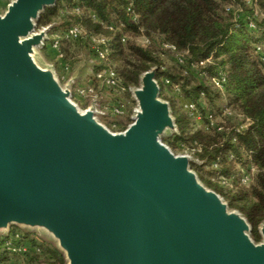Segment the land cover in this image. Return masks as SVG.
<instances>
[{
    "label": "water",
    "instance_id": "1",
    "mask_svg": "<svg viewBox=\"0 0 264 264\" xmlns=\"http://www.w3.org/2000/svg\"><path fill=\"white\" fill-rule=\"evenodd\" d=\"M56 1L11 0L0 13V230L43 228L64 264H264V219L257 242L198 179L197 160L162 142L177 125L156 66L131 90L132 121L112 132L38 64L50 25L36 22Z\"/></svg>",
    "mask_w": 264,
    "mask_h": 264
},
{
    "label": "trees",
    "instance_id": "2",
    "mask_svg": "<svg viewBox=\"0 0 264 264\" xmlns=\"http://www.w3.org/2000/svg\"><path fill=\"white\" fill-rule=\"evenodd\" d=\"M254 4L264 11V0H256ZM61 6L80 12L64 22L67 26L74 22L88 35H107L109 56L116 64L114 69L122 85L136 84L139 73L154 65L158 79L165 77L179 88L184 100L196 102L209 94V85L186 77L193 70L189 62L211 56V62L198 70L225 68L224 91L229 104L250 119L249 125L240 131L236 130L238 124L221 128L207 122L205 128H195L186 110L175 111L179 134L167 141L173 146L180 142L198 159L205 160L204 165L194 166L201 179L245 215L258 240L257 226L264 219V60L256 47L264 54V12L253 16V6L245 14L235 12V6L246 9L244 0H57L53 7L45 8L39 24L51 22ZM154 33L177 51L186 52L180 74L163 66L153 48ZM129 35H143L149 42L138 45ZM207 116L208 113L203 117L208 121ZM237 161H250L256 167L248 187L229 189L208 178V175H229ZM206 166L209 169L203 171ZM33 246L28 255L30 260L44 257L48 264H64L57 248L36 243ZM8 252L0 243V263Z\"/></svg>",
    "mask_w": 264,
    "mask_h": 264
},
{
    "label": "rangeland",
    "instance_id": "3",
    "mask_svg": "<svg viewBox=\"0 0 264 264\" xmlns=\"http://www.w3.org/2000/svg\"><path fill=\"white\" fill-rule=\"evenodd\" d=\"M11 0H0V13L6 8V5ZM246 9H242L235 6V12H250L247 8H254V12H264L263 8L250 3L249 0H244ZM80 12L74 8L67 6H61L54 16H52L51 22L47 24H39V19L36 22V30L42 26L50 25V29L47 33L48 39L45 41L43 48L39 49L35 55V60L41 66H52L55 76L62 86H67L70 91L71 100L77 105L80 110L86 109L89 105H94L97 109V119L110 131L119 132L126 128V126L132 121L131 117L134 110L137 107L136 101L132 95L131 90L138 85L125 86L119 81L118 87H109L97 78V73L105 68L114 69L116 67L115 62L110 58V47L108 44L107 35L99 34H87L84 28L77 23L66 25L64 22L70 20L71 16L79 14ZM259 15V14H258ZM257 15V16H258ZM262 16V15H261ZM243 17V15H242ZM40 18V17H39ZM79 26L81 34L78 37H68L67 31L71 26ZM98 38L105 40L104 44L98 42ZM145 36L143 35H129V39L138 45L144 46ZM153 48L160 55V60L167 71L171 73L180 74L182 68L176 57L175 52L166 48L162 36L157 33L152 36ZM58 40V47H52L53 41ZM107 49L106 57H98L99 49ZM185 57L186 52L177 51ZM154 66V65H153ZM152 67V66H150ZM149 67V68H150ZM158 70V69H157ZM156 70V73H157ZM202 70H189L190 74H186V77L192 82H202L208 86V93L201 98H197L195 104L197 108L198 118L192 116L190 121L195 128H205L206 123L210 125H218L221 128L224 126L237 125L242 120L241 112L232 104H229L226 91L216 90L211 85V78L219 73H226L224 67L209 68L204 74H201ZM185 74V72H183ZM140 74V73H139ZM118 75V74H117ZM139 76V75H138ZM159 85V98L169 103L171 115L175 120L174 112L185 113L183 102L185 101L184 95L171 83L166 82L165 77H156ZM114 108H118L120 113H115ZM230 111V113H228ZM204 112V113H203ZM212 115V123L210 118L205 119V114ZM176 122V121H175ZM177 125V124H176ZM179 134L177 126V132L167 130L161 134V140L165 143L175 154H189L197 162L190 161V168L196 173L198 179L208 188L214 190L204 180L201 179L199 172L194 166L204 165L205 160L198 159L193 155L182 143L177 142L175 146L171 145L167 140L173 138V136ZM242 158H245L242 155ZM209 167H205L202 170L206 171ZM229 175H208V178L212 182H216L226 188L235 189L239 187H248L253 182V177L256 172V167L250 161H237L234 163V167L231 169ZM215 191V190H214ZM216 192V191H215ZM218 193V192H216ZM222 199L227 203L230 210L239 211L236 207L230 206L228 199L222 194L218 193ZM252 227V226H251ZM258 230V226H257ZM7 232V234H6ZM251 237L259 242V239L254 238L252 228L250 230ZM259 233V232H258ZM18 234V244L24 248L25 252L9 250L4 246L5 242H8L9 237ZM0 243L2 248L9 250L5 255V258L1 260L2 264H9L11 261L20 260L25 264H48L44 257L37 261L29 259V253L35 248L33 243L38 245H49L52 247L57 246L56 240L46 230L39 227H29L24 225L11 224L7 229L0 230ZM16 243V242H14ZM17 244V243H16Z\"/></svg>",
    "mask_w": 264,
    "mask_h": 264
},
{
    "label": "built area",
    "instance_id": "4",
    "mask_svg": "<svg viewBox=\"0 0 264 264\" xmlns=\"http://www.w3.org/2000/svg\"><path fill=\"white\" fill-rule=\"evenodd\" d=\"M250 3H254L256 2V0H249ZM253 16H257V12H253ZM250 26L254 27V23H250ZM81 34V29L79 26H71L68 28L67 31V36L68 37H78ZM98 42L103 43L105 42V40L103 38H98L97 39ZM145 42H149L148 38H145ZM164 46L166 48L171 49L173 52H175V57L176 59L180 62V63H184V56L181 55L180 53L177 52L176 48L174 45L172 44H164ZM52 47L57 48L58 47V40H54ZM257 51L261 54L262 59L264 60V54L262 52V49L257 46L256 47ZM106 53H107V49H99L98 50V57L100 58H105L106 57ZM186 54V53H185ZM211 62V56L207 57L204 60H200V61H191L189 62V66L193 69V70H198L199 67H203L206 63ZM201 74H204L203 71H201ZM97 78L102 81L105 85L109 86V87H118L119 85V77L117 75V73L111 69V68H105L101 71H99L97 73ZM167 83H170L169 80H166ZM225 83H226V74L225 73H219L216 76H213L211 78V85L212 87L220 90V91H224L225 89ZM176 90L179 92V88L176 85H173ZM183 107L184 110H186L191 116H194L196 118H198V113H197V108H196V104L195 102L187 99L183 102ZM115 113H120V110L118 108H114L113 109ZM228 113H230V111H228ZM210 118V123H212V116L208 115ZM242 117L241 122L238 123V126L236 127L237 131L243 130L244 128H246L249 123H250V119L247 117ZM207 128V127H206ZM18 239L19 236L18 234H15L13 236L9 237L8 242L4 243V246L9 249V250H13V251H21V252H25L24 248H22L21 244H18ZM16 242V243H14ZM2 264V263H0ZM9 264H25L24 262L20 261V260H16V261H11L9 262Z\"/></svg>",
    "mask_w": 264,
    "mask_h": 264
}]
</instances>
